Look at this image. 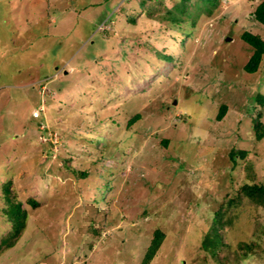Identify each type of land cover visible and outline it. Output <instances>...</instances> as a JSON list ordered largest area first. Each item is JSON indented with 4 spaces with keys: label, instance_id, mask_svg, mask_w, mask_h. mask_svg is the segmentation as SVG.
<instances>
[{
    "label": "rangeland",
    "instance_id": "1",
    "mask_svg": "<svg viewBox=\"0 0 264 264\" xmlns=\"http://www.w3.org/2000/svg\"><path fill=\"white\" fill-rule=\"evenodd\" d=\"M259 1L198 0L176 24L178 0H0V235L4 183L27 214L0 264H140L155 228L149 264H264V207L238 195L264 183V57L244 71L240 38L264 39ZM220 206L226 262L201 247Z\"/></svg>",
    "mask_w": 264,
    "mask_h": 264
},
{
    "label": "trees",
    "instance_id": "2",
    "mask_svg": "<svg viewBox=\"0 0 264 264\" xmlns=\"http://www.w3.org/2000/svg\"><path fill=\"white\" fill-rule=\"evenodd\" d=\"M198 0H178L174 5V11L169 10V21L180 23V20L184 14L188 13L190 6H197ZM203 2L211 4L213 7L217 0H201ZM253 18L264 25V0H260L252 11ZM133 21L134 19L131 18ZM240 38L246 42L252 48L251 54L249 55L246 62L243 64V70L246 72H255L258 70L261 60L264 57V39L257 33H253L249 30H243L240 33ZM168 58V56H164ZM255 99L260 105H264V94L257 93ZM226 112V105L221 104L216 113V119L220 120ZM261 110H258L256 115L251 117V128L255 139L259 140L264 137V122L260 119ZM139 118V114H135L130 117L127 124L133 123ZM164 144L167 140H162ZM247 151L244 149L231 148L229 150V158L234 164L236 162L235 158L237 155L244 157ZM87 175V171L81 170L77 171V176L84 177ZM254 179V178H253ZM251 182H243L238 188V195L246 196L252 203L256 206L264 207V183L253 180ZM3 200L5 205L2 208L3 216L8 224L5 231L0 235V249L12 246L22 233L25 228L27 214L22 208L20 201L13 198L10 192L9 185L4 183L3 186ZM32 204L37 202L34 199H29ZM235 200L229 198L228 202L225 204L227 208ZM232 220V215L226 212L224 206L218 207L213 212L211 222L208 229L203 233L201 239V247L205 249L211 257L216 258L218 262H226L227 256L220 255L221 251H225L230 248V243L225 240L224 237V225L229 224ZM164 238V233L159 228H155L152 236L150 238L149 244L140 260V264H149L151 259L155 256L158 248L160 247ZM255 242L247 243L245 241H240L237 244L238 250H233L230 255H232L233 262L239 261V259L246 256L248 250H252L251 247Z\"/></svg>",
    "mask_w": 264,
    "mask_h": 264
}]
</instances>
